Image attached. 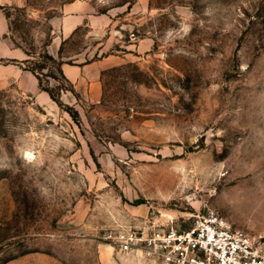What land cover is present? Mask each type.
I'll list each match as a JSON object with an SVG mask.
<instances>
[{"label":"rangeland","instance_id":"1","mask_svg":"<svg viewBox=\"0 0 264 264\" xmlns=\"http://www.w3.org/2000/svg\"><path fill=\"white\" fill-rule=\"evenodd\" d=\"M69 1L9 11L60 102L0 85V264H147L103 231L204 205L264 237V0H87L108 23L51 52ZM103 56L96 90L57 71Z\"/></svg>","mask_w":264,"mask_h":264},{"label":"built area","instance_id":"2","mask_svg":"<svg viewBox=\"0 0 264 264\" xmlns=\"http://www.w3.org/2000/svg\"><path fill=\"white\" fill-rule=\"evenodd\" d=\"M102 237L117 252L147 264H264V237L252 236L208 205L190 219L145 218L139 225L105 229Z\"/></svg>","mask_w":264,"mask_h":264},{"label":"crops","instance_id":"3","mask_svg":"<svg viewBox=\"0 0 264 264\" xmlns=\"http://www.w3.org/2000/svg\"><path fill=\"white\" fill-rule=\"evenodd\" d=\"M26 0H0V85L14 83L15 88L34 100L45 109H55V101L49 93L39 86L38 77L26 69L24 60L27 52L15 43L9 35L11 28V9L25 5ZM109 18L102 13H93L92 5L87 0H71L61 7V12L50 19L53 36L47 48L53 52L63 40L71 37L82 25L99 28L108 23ZM105 56L90 61H62L61 69L64 76L77 88L89 83L96 90L99 68Z\"/></svg>","mask_w":264,"mask_h":264},{"label":"trees","instance_id":"4","mask_svg":"<svg viewBox=\"0 0 264 264\" xmlns=\"http://www.w3.org/2000/svg\"><path fill=\"white\" fill-rule=\"evenodd\" d=\"M46 56H47L48 58H52L51 55L46 54ZM52 59H53V58H52ZM61 62H62L61 60H59V61L57 62V71L59 72L60 76H61L64 80H67L66 77L64 76L63 72H62V69H61V66H60V65H61ZM25 68H26V69H29V70H31L33 73H35L36 76L38 77L39 86H41V88L47 90L48 93H49V95H50L53 99H55L57 102H60V101L58 100V98H56L55 94H54L51 90H49L48 88L42 86V84H41V82H40V77L38 76V72H37V69H36L37 67H35V66H25Z\"/></svg>","mask_w":264,"mask_h":264},{"label":"water","instance_id":"5","mask_svg":"<svg viewBox=\"0 0 264 264\" xmlns=\"http://www.w3.org/2000/svg\"><path fill=\"white\" fill-rule=\"evenodd\" d=\"M262 239H264V238H262Z\"/></svg>","mask_w":264,"mask_h":264}]
</instances>
